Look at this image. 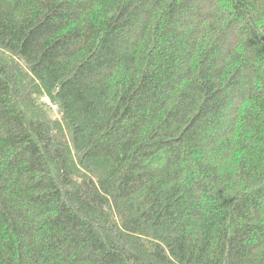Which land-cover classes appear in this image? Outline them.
<instances>
[{"label": "trees", "instance_id": "obj_1", "mask_svg": "<svg viewBox=\"0 0 264 264\" xmlns=\"http://www.w3.org/2000/svg\"><path fill=\"white\" fill-rule=\"evenodd\" d=\"M0 264H264V0H0Z\"/></svg>", "mask_w": 264, "mask_h": 264}, {"label": "rangeland", "instance_id": "obj_2", "mask_svg": "<svg viewBox=\"0 0 264 264\" xmlns=\"http://www.w3.org/2000/svg\"><path fill=\"white\" fill-rule=\"evenodd\" d=\"M56 110V109H55Z\"/></svg>", "mask_w": 264, "mask_h": 264}]
</instances>
